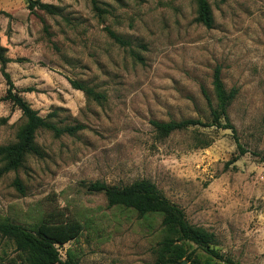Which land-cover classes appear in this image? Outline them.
<instances>
[{
    "label": "rangeland",
    "instance_id": "obj_1",
    "mask_svg": "<svg viewBox=\"0 0 264 264\" xmlns=\"http://www.w3.org/2000/svg\"><path fill=\"white\" fill-rule=\"evenodd\" d=\"M39 1L56 15L31 12L27 0H0L6 71L40 116L54 113L57 127L83 129L58 138L38 130L41 156L28 154L15 171L1 172L0 160V221L33 230L43 221L76 220L83 232L59 248L62 259L70 252L78 264H154L160 217L108 207L103 193L88 190L94 182L145 179L190 224L214 235L217 252L264 264V0H207L210 29L195 22L194 0H96L101 16L91 0ZM216 67L224 88L237 90L227 111L235 134L197 127L160 136L152 121H211L202 90L215 107ZM70 80L103 98L86 96ZM5 91L0 73V99ZM23 123L0 100V147L16 141ZM200 139L210 145L201 148ZM189 251L195 264H225L195 246ZM15 256L0 238V264Z\"/></svg>",
    "mask_w": 264,
    "mask_h": 264
},
{
    "label": "trees",
    "instance_id": "obj_2",
    "mask_svg": "<svg viewBox=\"0 0 264 264\" xmlns=\"http://www.w3.org/2000/svg\"><path fill=\"white\" fill-rule=\"evenodd\" d=\"M197 6L195 22L210 29L213 24V16L207 0H194ZM92 8L98 16L105 13L96 0H91ZM27 8L33 12L42 11L49 15H56V8L49 4L41 3L39 0H27ZM108 35L119 45L126 42L108 30ZM9 59L6 57V49L0 45V73L6 84V91L1 101L10 103L21 112L24 123L20 128L16 141L0 147V160L4 162L1 172L15 171L24 162L28 154L41 156V151L35 145V135L40 129H45L54 134L56 138L67 134L74 135L82 130V126L59 128L50 121L54 115L48 114L42 117L37 111L20 96L10 74L6 71ZM75 90L82 91L86 96L101 100L103 96L96 93L92 88L77 81L70 80ZM213 90L216 98L214 107L208 94L202 90V94L209 108V123H203L198 119H187L180 121L159 122L152 121L151 124L157 133L167 137L172 133L197 127H215L218 130H229L233 135L236 130L229 120L228 108L237 95V90L232 88L226 90L221 80V68L216 67L213 72ZM32 91L30 88L23 92ZM201 148H206L210 142L198 140ZM240 156L245 153L240 146ZM235 157L229 163H235ZM15 185L21 190L20 183L16 180ZM90 192L103 193L108 207H123L130 209L139 217L158 216L163 230V238L159 243L154 264H181L184 260L189 264L193 262V251L191 246L203 251L210 258L225 264H239L229 257L217 252L213 247L216 244L212 233L200 227L190 224L184 211L176 204L169 201L149 180H137L126 186H112L104 182H94L88 186ZM83 225L76 220L65 222L43 221L33 230H29L9 220L0 221V238L9 242L16 253L14 258L8 260L9 264H78L70 252L62 259L59 248L77 239L83 232ZM195 260V259H194Z\"/></svg>",
    "mask_w": 264,
    "mask_h": 264
}]
</instances>
